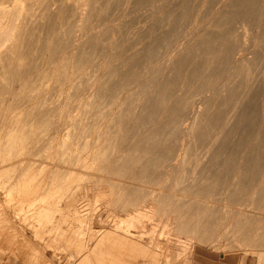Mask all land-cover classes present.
Returning <instances> with one entry per match:
<instances>
[{"label":"bare ground","instance_id":"6f19581e","mask_svg":"<svg viewBox=\"0 0 264 264\" xmlns=\"http://www.w3.org/2000/svg\"><path fill=\"white\" fill-rule=\"evenodd\" d=\"M102 1L0 0V185L79 264H192L245 238L264 259V208L243 199L264 200V0H115L114 29ZM110 165L83 243L92 220L55 222L50 200Z\"/></svg>","mask_w":264,"mask_h":264},{"label":"rangeland","instance_id":"374dc122","mask_svg":"<svg viewBox=\"0 0 264 264\" xmlns=\"http://www.w3.org/2000/svg\"><path fill=\"white\" fill-rule=\"evenodd\" d=\"M104 1L106 3H103L100 6H104L105 8L104 7L100 8L102 10H100L99 12H101V13H103V12L105 13L106 12V13L105 14L103 13L104 16H103V14L102 15L100 14L101 15L100 19L103 16L106 20L108 19L109 21L107 20L108 21L107 22L104 18H102V20L104 19L102 25H104L103 27H105V26L107 28L109 27L108 29H114V25H116V23L114 24V22H116L115 21L116 19H114V18L118 14H120L122 12V11H119V10H122V9L124 10L126 5L122 3L123 5L120 6V4L118 3L120 7H122V6H124V7H122V8H120L118 6L116 7V5H117L116 1L112 0V2L115 1V5L113 3L111 5L112 6L114 5V7H112V6L109 7V5H110L109 1L110 0H108V1L104 0ZM104 1H102V2H104ZM115 7L118 8L119 10L115 9ZM109 8H110V12H111V9H112V11H113V9L117 11L116 13H115V11L111 13V15H114V14H116V15H114L115 17L114 16L110 17L111 16L110 15L109 16L110 19L107 18L108 16H105V15L108 14ZM103 10H105V11H103ZM118 11L120 13H118ZM99 20L95 19L94 23L97 21L96 22V25H97L96 30H98V31L101 30V32H102V31H104V29H101V27H102L101 23H100L101 21H99ZM110 20L111 21L113 20V22H112L113 25L111 24V27H110V24H108L109 26L107 25V23H111ZM105 21H106V23H105ZM99 23H100V25H99L100 29H97ZM139 24H141V23H139ZM139 24L136 22V23L133 24V27H136ZM173 37H175L174 40H173ZM130 40L131 39H129L127 41L130 42ZM171 40H173L174 43H175V44L172 45V47L177 45L176 43H178L179 41L182 42V40H179L178 38L176 39V36H171L170 40H168V44H169V42ZM177 40H179V41H177ZM110 41H113V40H110ZM113 42H116V40L113 41ZM113 42H110V43H113ZM114 45H115V43L112 44V46H110L108 48L107 54L108 53H113V52L116 51V49L113 48L114 49L113 52H111L113 49L110 52H108L109 49H111ZM100 52H101V49H100V51L98 50V52H96V54L97 53L101 54ZM164 53H165V51L162 54H164ZM99 54L97 56H99ZM99 57H102V56H99ZM161 62L162 61H160V63ZM153 63H155V64L148 65V66H150V68L152 67L150 69V71L151 70L152 71L151 72L150 71L146 72L144 74V76L148 77L149 75H152V73H153V75L156 77V74L158 73L156 70H158L160 68L159 66L161 64L158 63V62L157 63L153 62ZM154 66H156V67H154ZM157 67H159V68H157ZM145 69H147V67H145ZM153 70H154V72H153ZM154 73H156V74H154ZM83 88L86 89L84 84L82 85V89ZM253 105H251V107H253ZM254 106H256V105H254ZM254 109L257 110V109H259V107H254V108L251 109L254 112L252 114H253V116L255 115V119H254V117L252 115L251 116L253 118L251 116H250V118L256 120V116L258 114H257L256 110H254ZM255 112H256L257 115L255 114ZM258 112H259V110H258ZM242 140L243 139L241 138L240 141H239V144H241V145L238 148H240V150L237 149V147L235 146V148H236V150H238V152L241 151V150H244V148L246 146L245 144L242 145V142L244 143V141H242ZM243 146H244V148H243ZM247 147H246L247 150H244V151H247V153L242 151L244 153L241 152V154L245 155V153L248 154L250 152L248 150H251L250 149L251 147L250 146H247ZM228 164H229V162L226 163L225 170L229 169V167L232 168V166L234 165L233 163L231 164V166L228 165ZM243 164H244V162L242 163L243 168H244L245 165H247V167H245L246 169L249 167V164H244V165ZM227 165H228V168H226ZM111 167H113V165H110L108 168H104L105 170L104 169L103 170L102 169L98 170L97 167L96 168L94 167V169L91 170V172H92L91 177L92 178L85 179V181L81 180V181L75 182V184H74L75 190H74V188L69 190V195H67L66 198H64V199L61 198L62 194H60L61 191L59 190V193L55 194L56 196L54 195L53 199L50 200V203H49V207L50 208L54 207L56 204L58 206L60 205V207H59L60 211L55 213V218H54L55 222H60V219L63 218L64 216H66V215L69 216V217L72 216L70 218V219L73 220V221L71 220V223L72 222L75 223L74 220L77 217L87 218V219L90 218L92 220L91 224L89 226L81 228L82 230H84V234H85L84 236L82 235L80 237V240L83 243L86 241L87 238H90L93 235L94 229L97 226L95 224V222H94V219H96L98 215H97V213H94V211L96 212L100 208L101 209L103 208V206H102L103 202L102 201H105V200L109 201V205L107 207L109 209L111 208L112 204L114 203L112 196H109L108 194H106L107 195L106 196L104 193H102V195H103L102 196L101 194L96 193L97 191L95 190L94 186L91 184L92 180L93 179L96 180L100 175L108 176V177L111 176V177H115L116 178V175H114L111 171H109V168H111ZM49 168H51V167H49ZM73 168H77V167L73 166ZM106 169L108 170V172H107ZM98 173H100V174H98ZM154 173H156V172H154ZM95 175H99V176H95ZM228 176L229 175L225 172L224 173V178H226V177L228 178ZM245 179L243 178L242 181L244 182ZM246 180H245V182H246L245 185L247 184V182H253L256 179H253L252 181H248V180L246 181ZM260 180L261 181H259V179H258L257 180L258 182L256 181L258 184L254 182L255 191L257 190V188H255V187H258L259 185H261L259 187H260V189H262V186H264V183L260 184V182L264 181V177H261ZM9 184H10L9 182L8 183H4L5 187H2L0 185V264H75V263L79 264V259L74 254L75 253L74 250H71V252H73L72 257H69V255L66 254L65 252H63V250L57 249L58 251H53V249L51 248L52 246L49 244V240H48V237L50 236V233L47 234V233L43 232V228L37 226L39 224V221L40 222L41 221L44 222L45 219L44 218H40L39 215H35L36 212H31V211L30 212H26L25 210L27 209L26 208L27 206H26V202H24L26 200V198L25 197H20L21 199L17 198V197L16 198H12L13 196H11V194L9 192V189H8L9 186H10ZM75 185H78V186H75ZM86 185L88 186V189L86 188ZM89 185H91V186H89ZM83 189H84V191H83ZM92 190H94V192ZM259 190H257V192H259ZM73 191H74V193H73ZM85 191L87 192V194H86ZM62 192H64V191H62ZM85 194H86V196H85ZM261 194H262L261 198H264V193H261ZM254 195H256V194H254ZM100 196H102L103 198L100 197ZM74 197H75V199H74ZM252 197H254V196L253 195H251V196L249 195L247 197L243 196L245 204L249 201L251 203V205L253 203L255 204L253 206L259 205V206H261V208H264V202H262L264 200L261 201L260 196L259 197L255 196V197H257V199H260V200L254 199L255 197L254 198H252ZM247 198L250 199V200L252 199L253 203L250 200H248ZM246 199H247V201H245ZM27 200H29V199H27ZM55 200H57V201H55ZM83 200H85V201H83ZM8 201H9V203H8ZM256 201L258 202L257 204H256ZM59 202H60V204H59ZM121 202H122V200L119 201V205L121 204ZM68 204L76 206L78 208V212H76V213L75 212L68 213V211L64 207L65 205H68ZM82 206H84V208ZM86 209L89 210V212ZM261 214H264V213H261ZM1 221H2V223H1ZM31 225H35L36 227L34 228ZM72 225H74V224L72 223ZM36 233L39 235L38 237L35 236ZM244 240H245V243L242 244L244 248L242 247V245L240 243V245L237 247V249H235V251H231V252L230 251L229 252H225V251H222V250L216 251L211 246L210 247L209 246H205V247L195 246L194 254H193V258L194 259H193V263L192 264H264V259H262V260L258 259V253H259L258 250H259L260 247L254 248V252L250 253V251H248V250H250L252 248L248 245V243H246V242H248V239L245 238ZM89 242H91V239L89 240ZM244 244H246V246H244ZM81 262L83 263L82 260H81ZM82 263H80V264H82ZM83 264H86V263H83Z\"/></svg>","mask_w":264,"mask_h":264},{"label":"crops","instance_id":"0c3cea01","mask_svg":"<svg viewBox=\"0 0 264 264\" xmlns=\"http://www.w3.org/2000/svg\"><path fill=\"white\" fill-rule=\"evenodd\" d=\"M50 247H51V246H50ZM51 248L53 249V251H57V249H56L57 247H56V248H54V247H51Z\"/></svg>","mask_w":264,"mask_h":264}]
</instances>
